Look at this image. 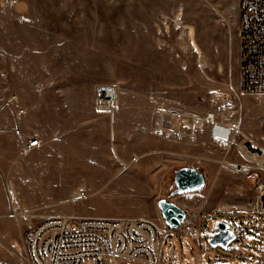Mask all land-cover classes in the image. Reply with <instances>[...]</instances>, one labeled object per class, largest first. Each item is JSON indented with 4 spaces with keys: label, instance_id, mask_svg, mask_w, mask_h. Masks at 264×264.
I'll list each match as a JSON object with an SVG mask.
<instances>
[{
    "label": "rangeland",
    "instance_id": "1",
    "mask_svg": "<svg viewBox=\"0 0 264 264\" xmlns=\"http://www.w3.org/2000/svg\"><path fill=\"white\" fill-rule=\"evenodd\" d=\"M237 23L238 0H0V264H19L24 232L57 217L145 219L164 230L161 199L200 224V242L167 233L159 264L214 254L264 264V215L216 214L251 195L249 178L219 165L239 160L235 143L214 146L206 130L191 143L153 133L152 96L237 118V140L261 141L264 96L232 92ZM96 84L118 87L112 113L95 108ZM32 136L39 144L28 149ZM186 166L204 173V186L176 194ZM219 221L240 252L207 248Z\"/></svg>",
    "mask_w": 264,
    "mask_h": 264
},
{
    "label": "built area",
    "instance_id": "2",
    "mask_svg": "<svg viewBox=\"0 0 264 264\" xmlns=\"http://www.w3.org/2000/svg\"><path fill=\"white\" fill-rule=\"evenodd\" d=\"M237 84L232 87L236 96H264V0H238ZM94 106L104 113H112L117 105L118 87L115 84H96L93 89ZM15 95L9 101H14ZM157 106L153 111L158 119L153 123V133L168 142H189L206 130L210 144L227 146L235 143L239 160L223 156L220 167L246 176L250 180L251 195L244 205L231 204L227 210L218 208L217 214L248 213L264 215V135L259 143L237 140L240 121L224 120L214 111L203 113L158 97H151ZM19 109L17 113H22ZM188 140V141H187ZM205 143V142H203ZM39 144L32 136L26 148ZM8 189L13 191L12 184ZM84 197L85 191H75ZM186 213V212H185ZM187 214L178 228L165 223V229L145 219L70 217L48 220L26 230L23 240L26 249L19 264H158L167 233L179 230L194 240L200 238V224L190 222Z\"/></svg>",
    "mask_w": 264,
    "mask_h": 264
},
{
    "label": "water",
    "instance_id": "3",
    "mask_svg": "<svg viewBox=\"0 0 264 264\" xmlns=\"http://www.w3.org/2000/svg\"><path fill=\"white\" fill-rule=\"evenodd\" d=\"M176 189L174 193L183 194L200 190L205 183V175L202 171L193 167H181L174 175ZM158 207L165 224L171 228H178L185 219V211L173 202L161 199ZM216 232L212 233L208 243L212 247H220L224 250L230 249L229 244L236 240V233L231 229L229 223L219 221L215 225Z\"/></svg>",
    "mask_w": 264,
    "mask_h": 264
},
{
    "label": "crops",
    "instance_id": "4",
    "mask_svg": "<svg viewBox=\"0 0 264 264\" xmlns=\"http://www.w3.org/2000/svg\"><path fill=\"white\" fill-rule=\"evenodd\" d=\"M210 234H212V233H210ZM196 241L200 242V238H199V240H196ZM206 243H207V248H208V246H210L209 243H208V240H206ZM230 248H233L234 252H236V253L240 252L237 246L230 247ZM200 259H202V257ZM218 259H221V257L219 255H217V254H214L213 256L210 257L209 261L207 263H205V264H222V263L219 262ZM236 263L238 264V261H236ZM158 264H159V262H158Z\"/></svg>",
    "mask_w": 264,
    "mask_h": 264
},
{
    "label": "trees",
    "instance_id": "5",
    "mask_svg": "<svg viewBox=\"0 0 264 264\" xmlns=\"http://www.w3.org/2000/svg\"><path fill=\"white\" fill-rule=\"evenodd\" d=\"M217 214V213H216ZM219 215H221V214H219ZM227 223V222H226ZM211 235L212 234H210L207 238H206V240H208L210 237H211ZM222 249V248H221ZM224 250V249H223ZM231 250H233V248H230V249H226V250H224V251H226V252H229V251H231Z\"/></svg>",
    "mask_w": 264,
    "mask_h": 264
},
{
    "label": "flooded vegetation",
    "instance_id": "6",
    "mask_svg": "<svg viewBox=\"0 0 264 264\" xmlns=\"http://www.w3.org/2000/svg\"><path fill=\"white\" fill-rule=\"evenodd\" d=\"M176 186V185H175Z\"/></svg>",
    "mask_w": 264,
    "mask_h": 264
}]
</instances>
